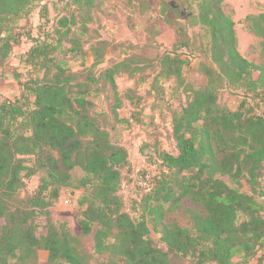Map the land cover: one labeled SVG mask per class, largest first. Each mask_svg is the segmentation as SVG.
Segmentation results:
<instances>
[{"label": "trees", "instance_id": "obj_1", "mask_svg": "<svg viewBox=\"0 0 264 264\" xmlns=\"http://www.w3.org/2000/svg\"><path fill=\"white\" fill-rule=\"evenodd\" d=\"M40 1L0 0V67L16 38L25 35L15 33L14 21L28 16ZM66 1L90 19L94 0ZM223 1L198 0L197 19L211 37L214 67H208L207 74L250 94L241 95L238 105L230 109L217 102L211 86L190 89L186 105L172 117L178 153L156 152L157 167L150 172L147 189L128 177L138 190L131 199L141 206L138 217L124 210L120 192L124 173L131 175L127 149L110 140L87 98L96 90L99 77L89 69L71 71L61 56L71 53L84 64L87 52L71 24L84 26L85 20L61 17L52 39L30 37L33 43L19 61L42 75L21 82L16 74L20 95L0 101V264H38L39 249L48 251V263L88 264L66 223L52 222L44 209L49 201L43 192L49 188L48 198L57 197L60 187L72 184L75 167L84 172L80 184L90 187L77 219L80 232L91 234L94 252H107L112 263L117 259L119 264H170L173 253L189 258L190 264H234V257L253 258L264 246V108L257 105V110L249 101L250 97L257 104L254 93L264 97V61L256 65L239 53L234 22L223 12ZM259 19L264 21V13ZM256 27L264 54V23L257 22ZM129 61L126 57L102 73L114 85L117 69L136 68H130ZM185 61L182 53H165L161 72L180 79ZM25 155L33 158L31 165ZM36 170L43 171L38 191L13 205L24 178ZM188 195L205 210L196 217L194 232L163 222L165 205L175 206ZM36 212L45 217L41 235L35 234L36 225L30 221ZM149 225L161 233L166 250L149 237Z\"/></svg>", "mask_w": 264, "mask_h": 264}, {"label": "rangeland", "instance_id": "obj_2", "mask_svg": "<svg viewBox=\"0 0 264 264\" xmlns=\"http://www.w3.org/2000/svg\"><path fill=\"white\" fill-rule=\"evenodd\" d=\"M94 2L88 11L89 20L84 15V10H78L66 0H41L28 16L15 20V33L23 32L25 35L20 40L16 38V43L2 66L5 70H0V78H5L7 74L17 82L15 75L18 74V80L26 82L36 74L41 76L42 71L36 72V67L19 61L25 59L23 54L33 43L30 37L52 39L61 17L70 18L75 15L80 17L81 21L85 20L84 26L80 22L71 24V29L79 36L82 49L87 52L84 64L79 58H72L71 53L61 56L66 59L71 71L86 72L85 69H89L99 77L96 90L87 97L93 102L91 112L99 125L107 131L110 140L127 149L131 174L133 171L152 173L157 167L156 152L178 153L172 133V117L186 105L190 89L209 85L217 94V102L230 109H234L240 96L247 92L242 88H234V84L216 75L208 77V67H214L211 60V37L207 27L197 19L198 0ZM221 8L234 22L233 30L239 53L250 62L261 64L264 61L262 37L256 32V23H264L259 19V15L264 13V0H224ZM63 46L69 47V44L63 42ZM172 51L182 53L186 59L181 69V80L161 72V57ZM126 57L130 59V68H136L133 71L117 69L113 73L115 84L112 85L102 72ZM17 84L21 92L22 87L18 82ZM18 96L11 94L9 99L13 100ZM28 96L30 101L34 99L32 93L28 92ZM253 96L257 104L249 97L250 103L254 104L257 110V105L264 108V97L256 93ZM1 99H4V96ZM23 157L27 165L33 163L30 155ZM24 173L23 171L22 174ZM42 175V170H36L34 174L24 178L23 186L14 194L13 205L38 191ZM71 175L72 184L60 187L57 197L48 198L49 188L43 192L45 199L49 201L44 209L48 211L52 222L66 223L69 232L77 238L76 248L85 256L86 263L119 264L117 259L116 263L110 262L107 252L95 253L91 234H81L77 219L85 208L82 201L90 192V187L80 184L79 179L84 172L79 167H75ZM123 176L125 179L120 192L125 198L124 210L131 217H138L141 214V206L131 201L137 196L138 190L131 179H128L131 175L125 172ZM142 185H146V180H143ZM24 205L21 203L20 206ZM168 206L165 205L163 222L190 232L195 231L196 217L205 214L203 206L189 195L182 197L175 206ZM30 221L36 225V235L44 233L45 217L42 213H34ZM149 227V237L166 250L161 233L152 230V225ZM47 259L48 251L39 249L38 264H53L48 263ZM190 261L181 255H169L170 264H190ZM233 263L264 264V246L257 250L253 258L236 256Z\"/></svg>", "mask_w": 264, "mask_h": 264}, {"label": "crops", "instance_id": "obj_3", "mask_svg": "<svg viewBox=\"0 0 264 264\" xmlns=\"http://www.w3.org/2000/svg\"><path fill=\"white\" fill-rule=\"evenodd\" d=\"M23 45H26V44H23ZM0 70H5V69L4 67H0ZM5 76H6L5 78H0V101L2 100L1 97L3 96L4 98H10L11 94L18 96L20 92V88L17 82L14 79H12L10 76H8L7 74H5Z\"/></svg>", "mask_w": 264, "mask_h": 264}, {"label": "built area", "instance_id": "obj_4", "mask_svg": "<svg viewBox=\"0 0 264 264\" xmlns=\"http://www.w3.org/2000/svg\"><path fill=\"white\" fill-rule=\"evenodd\" d=\"M137 173H138V171H136V172L133 171L132 172V174H131L132 180L134 182H136L137 186L141 187L142 189L149 188V183H150V178H151L150 177L151 176L150 172H146L145 171L144 175H139V176H137ZM143 180H146V185H142ZM65 202H67V200Z\"/></svg>", "mask_w": 264, "mask_h": 264}]
</instances>
